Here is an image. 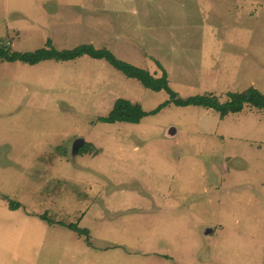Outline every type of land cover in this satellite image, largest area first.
<instances>
[{"label":"rangeland","instance_id":"obj_1","mask_svg":"<svg viewBox=\"0 0 264 264\" xmlns=\"http://www.w3.org/2000/svg\"><path fill=\"white\" fill-rule=\"evenodd\" d=\"M168 1L0 0V40L91 43L181 98L264 94V0ZM123 98L148 112L169 95L86 55L0 60V264H264V112L98 120Z\"/></svg>","mask_w":264,"mask_h":264},{"label":"trees","instance_id":"obj_2","mask_svg":"<svg viewBox=\"0 0 264 264\" xmlns=\"http://www.w3.org/2000/svg\"><path fill=\"white\" fill-rule=\"evenodd\" d=\"M89 56L93 59H104L116 70L125 76L139 80L142 85L152 91L165 90L169 98L159 104L151 111H144L140 104L132 103L127 99H117L113 108L106 116L99 117L98 120L104 123H138L141 118L148 114L158 112L163 106L173 103L176 106H199L207 109H214L222 118L229 113H236L242 110L244 105L259 109L264 112V94L253 86H249L242 91L228 92L225 100L220 102L219 98L213 94L190 95L186 98L178 97V94L168 86L165 71L161 76L155 77L146 69L137 67L126 61L117 58L106 48H95L91 43H82L71 49L57 50L51 46L48 40L46 45L31 52L10 51L3 40H0V60L21 61L34 65L45 60L64 61L73 60L80 56ZM160 66V65H159ZM88 143L78 148V152L87 151ZM76 153V154H77ZM67 227L81 236H88L87 229L78 228L75 224H67ZM87 239V238H86Z\"/></svg>","mask_w":264,"mask_h":264},{"label":"water","instance_id":"obj_3","mask_svg":"<svg viewBox=\"0 0 264 264\" xmlns=\"http://www.w3.org/2000/svg\"><path fill=\"white\" fill-rule=\"evenodd\" d=\"M173 130H174V129H173L172 127L169 128L168 131H167V134H168V135H171L172 133H174ZM83 143H84V139L81 138V137H77V138L74 140L73 145H72V150H71V155H72V156H75V155H76V153H77V151H78V148H79ZM208 232H210V230H209V229H206V230H205V233H208Z\"/></svg>","mask_w":264,"mask_h":264},{"label":"crops","instance_id":"obj_4","mask_svg":"<svg viewBox=\"0 0 264 264\" xmlns=\"http://www.w3.org/2000/svg\"><path fill=\"white\" fill-rule=\"evenodd\" d=\"M168 1V0H167ZM192 1V0H191ZM196 1L198 3L197 5V9L200 10V6L199 3L203 4V5H210V3L215 2V3H223L225 0H193ZM169 2V1H168ZM188 2H190V0H188ZM143 3L145 4V2L143 1ZM182 5V3H181ZM220 8H224V6L220 7ZM217 31L220 33L219 28L217 29ZM210 231H213L212 229ZM3 252L5 253H9V251L4 250Z\"/></svg>","mask_w":264,"mask_h":264}]
</instances>
